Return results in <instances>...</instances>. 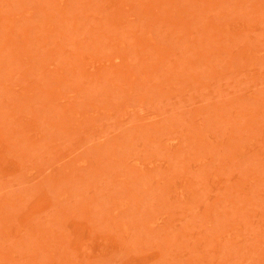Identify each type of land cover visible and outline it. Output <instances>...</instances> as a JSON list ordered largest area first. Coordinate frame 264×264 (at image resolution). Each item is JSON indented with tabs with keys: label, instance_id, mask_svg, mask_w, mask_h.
Wrapping results in <instances>:
<instances>
[{
	"label": "rangeland",
	"instance_id": "obj_1",
	"mask_svg": "<svg viewBox=\"0 0 264 264\" xmlns=\"http://www.w3.org/2000/svg\"><path fill=\"white\" fill-rule=\"evenodd\" d=\"M0 264H264V0H0Z\"/></svg>",
	"mask_w": 264,
	"mask_h": 264
}]
</instances>
